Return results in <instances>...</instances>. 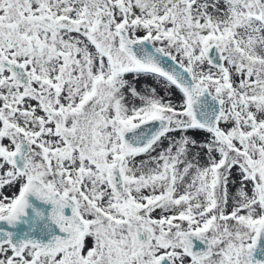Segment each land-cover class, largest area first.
Returning <instances> with one entry per match:
<instances>
[{"label":"snow or ice","instance_id":"snow-or-ice-1","mask_svg":"<svg viewBox=\"0 0 264 264\" xmlns=\"http://www.w3.org/2000/svg\"><path fill=\"white\" fill-rule=\"evenodd\" d=\"M30 195L0 264H264V0H0V221Z\"/></svg>","mask_w":264,"mask_h":264},{"label":"water","instance_id":"water-1","mask_svg":"<svg viewBox=\"0 0 264 264\" xmlns=\"http://www.w3.org/2000/svg\"><path fill=\"white\" fill-rule=\"evenodd\" d=\"M209 55L210 57L216 56L217 55L216 50L212 49ZM34 199H37V198L31 195L28 197L30 207L25 210L26 215L22 217L21 220L18 221L14 227L8 225L6 222L0 221V230L13 233L16 239L22 238L24 236V233L29 230L30 222L35 216L34 210L43 213L44 218H45L44 222H47V217L51 211L52 205L50 203H46L38 199L36 202H34ZM64 213L65 215L70 216L71 208H66L64 210ZM25 221H29V223H25ZM49 226L52 228L53 231L55 232L59 231V229L56 228L55 225H49ZM42 228H43V222L40 224V228L33 231L31 235L33 236V238L42 239L46 242L49 239L48 235L46 234L47 230L45 229L44 231H41L40 229ZM192 243H193L194 252L205 251L207 248L206 241H201L199 239L193 238ZM254 257L256 259H260L261 261H264V240L261 241V244L258 250L254 253Z\"/></svg>","mask_w":264,"mask_h":264},{"label":"rangeland","instance_id":"rangeland-1","mask_svg":"<svg viewBox=\"0 0 264 264\" xmlns=\"http://www.w3.org/2000/svg\"><path fill=\"white\" fill-rule=\"evenodd\" d=\"M229 187H230L231 192H235L236 187H238V185L237 186L230 185ZM5 191H8V190L5 189ZM15 191H16V189H12L11 191H8L9 196H11Z\"/></svg>","mask_w":264,"mask_h":264},{"label":"flooded vegetation","instance_id":"flooded-vegetation-1","mask_svg":"<svg viewBox=\"0 0 264 264\" xmlns=\"http://www.w3.org/2000/svg\"><path fill=\"white\" fill-rule=\"evenodd\" d=\"M37 201V199H34V202H36Z\"/></svg>","mask_w":264,"mask_h":264}]
</instances>
